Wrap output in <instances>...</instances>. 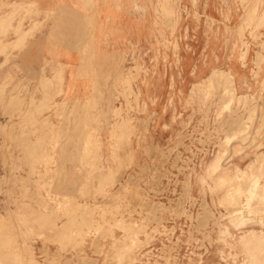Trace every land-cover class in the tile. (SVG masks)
<instances>
[{
	"label": "rangeland",
	"instance_id": "rangeland-1",
	"mask_svg": "<svg viewBox=\"0 0 264 264\" xmlns=\"http://www.w3.org/2000/svg\"><path fill=\"white\" fill-rule=\"evenodd\" d=\"M0 20V264H264V0H0Z\"/></svg>",
	"mask_w": 264,
	"mask_h": 264
},
{
	"label": "bare ground",
	"instance_id": "bare-ground-1",
	"mask_svg": "<svg viewBox=\"0 0 264 264\" xmlns=\"http://www.w3.org/2000/svg\"><path fill=\"white\" fill-rule=\"evenodd\" d=\"M165 8H168V7H165ZM162 10L164 11V9H162ZM170 10H171V9H170ZM171 11H172V10H171ZM166 12H167V11H166ZM166 12H165V13H166ZM171 13H172V12H171ZM171 13H170V16L174 14V13H173V14H171ZM167 14H168V13H167ZM167 16H168V15H167ZM167 16H166V17H167ZM173 16H174V15H173ZM175 16H176V15H175ZM163 18H164V17H163ZM4 19H5V18H4ZM169 19H170V17L168 16V20H169ZM173 19H175V17H174ZM173 19H172V21H174ZM176 19H177V18H176ZM176 19H175V20H176ZM166 20H167V18H166ZM170 20H171V19H170ZM0 21H1V20H0ZM176 21H177V20H176ZM164 23H166V21H165ZM174 26H175V24H174ZM3 28H4V27H3ZM173 30H174V29H173ZM22 36H23V35H22ZM20 38H21V37H20ZM2 47H3V46H2ZM2 49H3V48H2ZM257 54H259V53H257ZM256 65H257V64H256ZM220 72H223V71H220ZM226 73H227V72H226ZM226 73H225V74H226ZM212 74H213V73H211V75H212ZM215 74H216V73L214 72V75H215ZM56 76H58V75H56ZM215 76H216V75H215ZM226 76H227V75H226ZM228 77H230V75L227 76V78H228ZM230 78H231V77H230ZM217 79H218V81H221L219 78H217ZM232 79H233V78H232ZM223 80H224V79H223ZM225 80H226V79H225ZM225 80H224V82H225ZM228 80H229V78H228ZM228 80H227V81H228ZM210 81H212V80L209 79V82H210ZM214 81H215V79H214ZM222 82H223V81H222ZM212 83H213V85H212ZM212 83H210L209 86H213V87H215V84H216V83H215V82H212ZM214 83H215V84H214ZM228 83H229V82H228ZM228 83H226V84H228ZM230 83L233 84V81L230 82ZM218 84L220 85L219 82H218ZM232 84H231V85H232ZM231 85H230L229 87L232 88L233 85H232V86H231ZM194 86H195V85H193V87H194ZM197 86H198V85H197ZM223 86H224V84H223ZM227 86H228V85H227ZM217 87H218V86H217ZM220 87H222V86H220ZM225 87H226V86H225ZM194 88H196V91H197V87L195 86ZM201 88H203V87H201ZM215 88H216V87H215ZM226 88H227V87H226ZM231 88H230V89H231ZM218 89H219V87H218ZM191 90H193V88H192ZM191 90H190V91H191ZM199 90H201V91L203 92V90H205V89H203V90H202V89H198V91H199ZM212 90H213V89H212ZM221 90H222V89H221ZM226 90H229V89H226ZM226 90H225V91H226ZM232 90H233V89H232ZM198 91H197V92H198ZM207 91H208V90H207ZM199 92H200V91H199ZM215 92H217V91L215 90ZM222 92H223V91H222ZM194 93H196V92H194V91H193V93L190 92V94H193V95H194ZM207 93H208V92H207ZM207 93H206V94H207ZM211 93H213V91H211ZM220 93H221V92H220ZM224 93H225V92H224ZM198 94H199V93H198ZM201 94H202V96H204V95H203L204 93H201ZM201 94H200V96H201ZM222 94H223V93H222ZM225 94H226V93H225ZM229 94H230V91H229ZM231 94H232V93H231ZM231 94H230V95H231ZM195 95H196V94H195ZM223 95H224V94H223ZM208 96H209V95H208ZM221 96H222V95H221ZM225 97H226V96H225ZM228 97H229V96H228ZM228 97H226V98H228ZM197 98H198V95H197ZM220 98H222V97H220ZM199 99H202V100H203L204 98L200 97ZM222 100H223V99H222ZM230 100H231V98H230ZM230 100H229V102H231ZM200 101H201V100H200ZM234 101H235V100H234ZM223 102H225V103L227 102V103H228L227 100H225V101H223ZM233 103H234V102H233ZM205 104H206V103H205ZM246 104H247V103H246ZM222 105H223L222 107H224L226 104H225V105L222 104ZM229 105H230V103H229ZM233 106H234V105H233ZM251 106H252V105H251ZM219 107H220V106H219ZM222 107H221V108H222ZM254 107H255V106H254ZM221 108H219V109H221ZM227 109H228V108H227ZM249 109H250V108H249ZM223 110H224V109H223ZM220 111H221V110H220ZM233 111H234V110H233ZM231 112H232V110H231ZM235 112H236V111H235ZM247 112H248V111H247ZM224 113H225V112H224ZM236 113H237V112H236ZM245 113H246V112H245ZM234 114H235V113H234ZM221 115H222V114H221ZM223 115H224V114H223ZM229 115H230V114H229ZM248 115H249V114H248ZM256 115H257V114H256ZM224 116H225V115H224ZM224 116H222V117H224ZM219 117H220V116H219ZM222 117H220V118H222ZM235 117H236V116H235ZM252 117H253V116H252ZM220 118H219V119H220ZM230 118H231V116H230ZM241 118H242V117H241ZM236 119H237V118H236ZM236 119H235V120H236ZM239 119H240V117H239ZM231 120H232V119H231ZM245 120H246V119H245ZM221 121H222V120H221ZM225 121H226V120H225ZM228 122H229V120H228ZM228 122H226V124H227ZM237 122H238V124H239V123H240V120L237 121ZM246 122H247V120H246ZM224 123H225V122H224ZM224 123H223V124H224ZM234 123H235V122H233V124H234ZM249 123H250V122H249ZM219 124H220V123H219ZM226 124H225V125H226ZM233 124H232V125H233ZM227 125H228V124H227ZM232 125H231V126H232ZM234 125H236V124H234ZM243 125H244V124H243ZM228 126H230V125H228ZM239 126H240V125H239ZM241 126H242V125H241ZM219 127H220V125H219ZM243 127H244V126H243ZM245 128H246V127H245ZM234 129H235V128H234ZM240 129H241V128H240ZM231 130H232V129H231ZM245 131H246V130H245ZM236 132H237V129H236ZM255 133H256V132H255ZM239 134H240V133H239ZM81 135H82V134H81ZM229 135H230V134H229ZM229 137H230V136H229ZM233 138H234V137H233ZM230 139H231V137H230ZM234 139H235V138H234ZM40 140H41V139H40ZM232 140H233V139H232ZM35 142H36V141H35ZM38 143H39V142H38ZM40 144H41V143H40ZM42 144H43V143H42ZM31 145H32V144H31ZM36 148H37V147H36ZM30 149H31V148H30ZM90 149H91V147H90ZM32 150H33V148L31 149V151H32ZM35 151H36V150H35ZM42 151H43V150H42ZM221 152H222V151H221ZM29 153H30V152H29ZM217 154H218V153H217ZM222 154H223V153H222ZM31 155H32V154H31ZM93 156H94V158H95V155H93ZM259 156H260V155H259ZM260 157H261V156H260ZM263 157H264V155H263ZM257 159L260 160L261 158H258V157H257ZM261 160H262V159H261ZM32 161H33V160H32ZM85 161H86V160H85ZM219 161H220V156H215V158H213V159L210 161V163L208 164V166H207V171H208V170H213V168L219 163ZM97 162H98V161H97ZM97 162H96V163H97ZM93 163H95V161L92 162V164H93ZM96 163H95V164H96ZM254 163H255V162H254ZM97 164H98V163H97ZM257 164H258V162H257ZM97 166H98V165H97ZM97 166H95V168H96ZM257 166H258V165H257ZM262 168H263V167H262ZM262 168H261V169H262ZM253 171H254V169H253ZM258 171H259V170H258ZM106 172H107V171H106ZM108 172H109V171H108ZM251 172H252V171H251ZM256 172H257V171H256ZM110 173H111V172H110ZM99 174H101V173H99ZM99 174H98V175H99ZM246 174H247V173H246ZM256 175H257V174H256ZM47 177L49 178V175H48V174H47ZM96 178H97V175H96L95 179H96ZM102 178H103V177H102ZM102 178H100L101 181L104 180V179H102ZM100 179H99V181H100ZM243 179H244V184H245L246 187H248L247 184L251 183V181H252V183H254V184H256V183L258 184V182H256L257 180H256L255 182H253V177H252V176H248V175H247V176L243 177ZM255 179H256V177H255ZM96 180H97V179H96ZM96 180H94L95 183L98 182V181H96ZM85 181H86V180H84L83 182H85ZM90 182H91V181H90ZM102 182H103V181H102ZM102 182H101V183H102ZM85 183H87V181H86ZM91 183H93V182H91ZM98 183H99V182H98ZM101 183H100V184H101ZM252 183H251V184H252ZM83 185H84V183H83ZM85 185H86V184H85ZM87 185H88V184H87ZM92 185L94 186V184H92ZM96 186H97V185H96ZM86 187H87V186H85V188H86ZM85 188H84V189H85ZM88 188H89V187H88ZM88 188H87V189H88ZM87 189H85V191H86ZM244 189H245V188H244ZM244 189H243V190H244ZM252 189H253V188H252ZM89 190H92V187H91V189H89ZM243 190H242V191H243ZM254 190H255V189H254ZM85 191H84V192H85ZM242 191H241V192H242ZM245 191H246V192H245ZM248 191H249V190H248ZM252 191H253V190H252ZM243 192H245V194H246V193H247V188H246V190H244ZM262 192H264V188H262V187H258V189L256 190L255 193H250V194H249L250 196H249L248 199H251L250 197H252V201H251V202H255V201H257L258 199L261 198L260 196H262V195H261ZM90 194H91V193H90ZM239 196H241V195L239 194ZM79 197H80V196H79ZM85 197H86V196H85ZM88 197H89V195H88ZM108 197H109V196H108ZM108 197H107V199H108ZM83 198H84V197H83ZM110 198H111V197H110ZM128 198H129V197H128ZM131 198H132V197H131ZM238 198H239V197H238ZM236 199H237V198H236ZM132 200H133V198H132ZM260 200H261V199H260ZM260 200H259V201H260ZM238 201H239V200H238ZM259 201H258V202H259ZM263 201H264V200H263ZM105 202H106V200H105ZM112 202H114V201H112ZM249 202H250V200H249ZM251 202H250V203H251ZM150 203H151V202H150ZM234 203H236V202H234ZM108 204L110 205L109 202H108ZM108 204H105V205L107 206ZM252 204H254V203H252ZM252 204H250L251 207H252ZM114 205H115V204H114ZM106 206H105V207H106ZM148 206H149V205H148ZM261 206H262V205H261ZM105 207H104V208H105ZM145 207H146V206H145ZM70 208H71V207H70ZM73 208H74V207H73ZM77 208H81V207L79 206V207H77ZM146 208H147V207H146ZM98 209H99V208H98ZM109 209H110V208H109ZM140 209H141V208H140ZM143 209H145V208H143ZM49 210H50V209H49ZM71 210H72V209H71ZM73 210H74V209H73ZM73 210H72V211H73ZM80 210H82V208H81ZM84 210H85V208H84ZM107 210H108V209H107ZM177 210H178V209H177ZM51 211L53 212V210H51ZM88 211H89V210H88ZM249 211H252V212H253L254 210L250 209ZM52 212H51V213H52ZM77 212H78V211H77ZM54 213H55V212H54ZM78 213H79V212H78ZM82 213H83V212H82ZM82 213L80 212L79 214H80L81 216H83V217H85V215H87V214L82 215ZM153 213H154V212H153ZM52 214H53V213H52ZM72 214H73V213H72ZM28 215H29V214H28ZM68 215H71V214H68ZM77 215H78V214H77ZM77 215H76V216H77ZM81 216H80V217H81ZM87 216H88V215H87ZM32 217H34V216H32ZM39 217H40V216H39ZM48 217H50V216H48ZM83 217H82V218H83ZM88 218H89V217H88ZM28 219H32V218L30 217V218H28ZM34 219H36V218L34 217L33 220H34ZM38 219H39V218H38ZM38 219H37V220H38ZM41 219H43V218H41ZM41 219H40V220H41ZM45 219H46V218H45ZM70 219H72V218L68 217V220H70ZM85 219H87V217H85ZM47 220H49V219H47ZM47 220H45V221H47ZM68 220H67V221H68ZM88 220H89V219H88ZM30 221L32 222V220H30ZM30 221H29V222H30ZM42 221H44V220H42ZM76 221H77V220H76ZM84 221H85V220H84ZM31 222H30V223H31ZM68 222H70V221H68ZM130 222H131V221H130ZM202 222H203V221H202ZM40 223H41V221H40ZM71 223H73V222H71ZM33 224H34V223H33ZM43 224L45 225L46 223H43ZM43 224H42V225H43ZM77 224H78V223H77ZM88 224H90V223H88ZM247 224H249V222L244 223V224L240 222V224H238V225H239V226H243V225H247ZM46 225H47V224H46ZM64 225H65V224H64ZM26 226H27V225H26ZM30 226H31V224H30ZM85 226H86V225H85ZM87 226H88V225H87ZM87 226H86V227H87ZM73 227H75V225H74ZM83 227H84V226H83ZM86 227H85V228H86ZM201 228H202V227H201ZM64 229H65V227H64ZM66 229H68V227H66ZM59 230H60V229H59ZM6 231H8V230H6ZM60 231H61V230H60ZM67 231H68V230H67ZM67 231H66V232H67ZM68 232H70V231H68ZM70 233H71V232H70ZM68 235H70V234H68ZM49 237H50V236H49ZM66 238H67V237H66ZM0 239H1V238H0ZM61 239H62V238H61ZM58 240H59V239H58ZM63 241H64V240H63ZM96 241H97V240H96ZM2 244H3V243H2ZM97 244H98V243H97ZM13 246H14V245H13ZM76 246H77V245H76ZM79 246H80V245H79ZM0 247H2V246H0ZM4 247H5V246H4ZM98 248H99V247H98ZM94 250H95V249H94ZM1 251H3V250H1ZM6 251H7V250H6ZM10 251H11V250H10ZM12 252H13V251H12ZM4 253H5V252H4ZM6 253L8 254V252H6ZM1 254H2V253H1ZM5 255H6V254H5ZM5 257H6V256H5ZM107 258H108V257H107ZM0 259H1V258H0ZM4 261H5V260H4ZM26 261H27V260H26ZM30 261H31V260H30ZM18 262H19V261H18ZM23 262H24V261H23ZM51 262H52V261H51ZM86 262H87V260H86ZM26 264H29V263H26ZM84 264H85V263H84ZM87 264H89V263H87ZM90 264H91V263H90Z\"/></svg>",
	"mask_w": 264,
	"mask_h": 264
},
{
	"label": "crops",
	"instance_id": "crops-1",
	"mask_svg": "<svg viewBox=\"0 0 264 264\" xmlns=\"http://www.w3.org/2000/svg\"><path fill=\"white\" fill-rule=\"evenodd\" d=\"M72 53H73V51H72ZM75 58H76V56L74 55L73 59L75 60ZM69 59H71V57L67 58V56L63 54V58L62 57L58 58V61L65 64L67 62V60H69Z\"/></svg>",
	"mask_w": 264,
	"mask_h": 264
}]
</instances>
